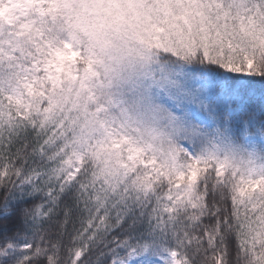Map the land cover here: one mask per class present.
<instances>
[{
    "label": "snow or ice",
    "instance_id": "snow-or-ice-1",
    "mask_svg": "<svg viewBox=\"0 0 264 264\" xmlns=\"http://www.w3.org/2000/svg\"><path fill=\"white\" fill-rule=\"evenodd\" d=\"M0 264H264V0H0Z\"/></svg>",
    "mask_w": 264,
    "mask_h": 264
}]
</instances>
